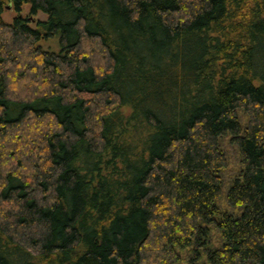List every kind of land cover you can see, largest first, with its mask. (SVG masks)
I'll return each instance as SVG.
<instances>
[{"label": "trees", "instance_id": "16d2710c", "mask_svg": "<svg viewBox=\"0 0 264 264\" xmlns=\"http://www.w3.org/2000/svg\"><path fill=\"white\" fill-rule=\"evenodd\" d=\"M7 5L0 264H264V0Z\"/></svg>", "mask_w": 264, "mask_h": 264}, {"label": "rangeland", "instance_id": "374dc122", "mask_svg": "<svg viewBox=\"0 0 264 264\" xmlns=\"http://www.w3.org/2000/svg\"><path fill=\"white\" fill-rule=\"evenodd\" d=\"M28 13V6H24L21 14L22 15H27ZM16 15L13 7H11V5H7V6H4L3 7V11L2 13L0 14V18L2 21L6 22V23H9L12 21V19L14 18V16ZM32 18V22H31V25L32 26H35V22L38 21V20H44L46 18V15L42 12H38L36 15L34 16H31ZM40 45L45 48V49H58L59 46H58V38L55 37V38H51L49 40H43L40 42ZM128 110H126L127 112Z\"/></svg>", "mask_w": 264, "mask_h": 264}]
</instances>
